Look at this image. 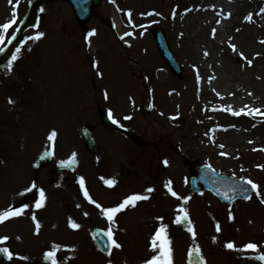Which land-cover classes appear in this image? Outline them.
<instances>
[{"label": "rangeland", "instance_id": "obj_1", "mask_svg": "<svg viewBox=\"0 0 264 264\" xmlns=\"http://www.w3.org/2000/svg\"><path fill=\"white\" fill-rule=\"evenodd\" d=\"M30 1L19 0V7L13 9L9 0H0V26L9 22L13 10L18 17L0 47L8 43ZM258 1L248 8L243 0H211V8L222 14L209 10L206 19L198 20V14L205 11L190 14L196 11L190 5L193 0H104L103 7L81 27L66 2L41 0L38 29L24 36L11 71L8 66L0 71V212L25 209L22 216L0 224V238H8L2 246L13 254L12 261L0 264H42L45 253L54 246L56 264H145L154 255L150 241L160 227L168 230L174 264H186L189 251L196 247L206 264H264L256 259L264 255V205L259 202L264 195L257 197L254 192L249 201L225 206L207 191L198 194L191 190L186 165L187 160H193L222 174L251 180L264 194V151L259 150L264 149V115L230 114L226 118L224 110L216 112L228 104L222 100L225 96L240 92L244 98L235 104L234 112L242 113L244 104L264 112V66L255 65L256 49L246 48L242 41L244 28L254 24L257 7L260 24H254L259 29L255 37L257 43L258 39L264 41V0ZM195 15L198 22L189 25ZM249 15L252 22L246 19ZM203 28L210 42L230 52L233 75L239 81L219 87V75L213 73L216 83L204 90L193 69L198 62L189 59L179 43ZM155 29L165 32L184 68L183 79L162 60L153 40ZM41 32L44 35L39 41L28 39ZM93 32L95 35L89 36ZM229 45H234L236 52ZM193 46L198 48V44ZM205 46L198 49L203 54L213 49L210 44ZM208 91L215 96L206 99ZM9 99L14 103L9 104ZM142 106L152 111L140 114ZM99 110L112 113L119 132L101 126ZM86 123L95 128V155L83 144L81 130ZM252 126H260L262 132L253 135L249 132ZM52 131L57 136L49 141ZM132 134L140 135L148 146L137 147L130 139ZM49 147L54 150V162L68 161L75 154L78 170L57 176L50 166L35 174L34 161ZM146 167L152 176L143 183L140 172ZM109 180L115 182L112 187L106 183ZM162 182L165 185L161 186ZM32 185L35 188L29 192ZM168 187L181 199L173 197ZM148 188L154 191L149 193ZM40 190L46 199L45 206L38 209ZM85 191L105 209L118 206L129 192H147L149 198L118 213L115 223L109 224L95 203L84 198ZM166 192L170 199L164 196ZM183 195L190 198L187 205ZM181 207L188 212L195 241L174 222L182 215L177 212ZM210 214L221 228L219 233L211 226ZM69 221L80 227L70 228ZM35 223L40 224L38 234ZM95 227L105 232L111 228L121 249L103 254L93 240ZM227 243L237 249L255 243L260 251H232L224 247Z\"/></svg>", "mask_w": 264, "mask_h": 264}, {"label": "snow or ice", "instance_id": "obj_2", "mask_svg": "<svg viewBox=\"0 0 264 264\" xmlns=\"http://www.w3.org/2000/svg\"><path fill=\"white\" fill-rule=\"evenodd\" d=\"M9 4L12 5L13 9H16L19 7V0H9ZM41 11H43V9H41ZM264 11V10H262ZM127 15H129V17L131 16V13H128ZM149 15H153V13H149ZM226 19L228 17H225ZM248 22H252V16L249 15L247 18ZM17 12L15 10H13L11 12V19L9 22L4 23L2 26H0V45H3L5 43V35L9 33V30L13 28V25L17 24ZM15 31H19V28L14 29ZM239 31V30H237ZM43 33H37L36 35H32L29 36L28 39L35 42V41H39L40 39L43 38ZM95 35V33H89V36H93ZM128 35H132V33H128ZM121 39H123V37H121ZM10 42V41H9ZM261 43H264V41H261ZM230 48H232L233 52H236V48L234 45H229ZM4 49L2 47H0V52H3ZM19 54H20V48L16 49L15 54L12 56L11 61L9 62L8 68L9 71H11L12 68V64L15 63V61L17 59H19ZM205 55H207V53H205ZM240 58L242 60H246V58L243 56L242 53H240ZM248 66L251 67L252 63L251 61H247ZM251 95V93H250ZM105 98L107 99V94H105ZM9 104L14 103V101H12L11 99H9L8 101ZM231 112V115L233 116H240L241 114L243 115H252L253 117L255 116H259V115H264V112H261L260 109H248L247 111H244L243 113L241 112H234L231 111V109H228ZM109 119L112 121L113 124H117V121L115 119H112V113L109 112L108 113ZM175 117H173L174 119ZM125 119H131V117H125ZM119 126V125H118ZM57 136V133L55 131H52L51 134L48 136V140L49 141H53L54 138ZM251 143V141H250ZM223 147V146H221ZM260 151H264V149H259ZM221 155H224V153H221ZM75 154L72 156V158L65 162L62 166L64 167H68L71 164L75 163ZM165 164L167 165V161H165ZM81 189H83L84 187V181L83 179L79 180ZM108 184L109 187H112L114 185V181H107L106 182ZM242 183L244 185H248L250 186L251 190L253 192H255L257 197H261L262 194L259 190V186L257 184H255L253 181L251 180H243ZM35 188V185H32L31 188L28 189V191H32V189ZM147 191L150 193L152 191H154L152 188H148ZM168 191L169 193L175 197L177 200H180L181 197H179L174 191H172L171 187H168ZM248 191V188H242L241 192L242 193H246ZM23 195V193H22ZM84 198L87 200V202L89 204H94L95 202L91 199V197L89 196V194L85 191L84 192ZM149 197L145 196V195H131L128 198H126L122 203H120L118 206L116 207H112V208H103L101 207L100 204L95 203V207L97 209H99L101 211V213L104 214L105 218L108 220L109 224H114L115 223V218L117 216L118 213H122L125 210L129 209V208H135L137 206V202L138 201H143V200H147ZM227 198V197H225ZM45 193L43 190L39 191V200L36 203V208L40 209L43 208L45 206ZM190 198H185L183 199V204L187 205L188 201ZM244 199L246 200H251L252 197L251 196H244ZM260 204L264 205V199H260ZM79 207V205L77 206ZM25 209L24 208H19V209H12L9 208L3 212H0V224H4L6 221L11 220L13 218H17L20 217L24 214ZM178 213H181L182 215H178L175 219V223L177 225H181L184 222H188V227H187V231L189 233H191L192 236V240L195 241L196 239V234L192 228L191 222L189 221V216H188V212L186 211L185 208L181 207L177 209ZM33 221H36V217L33 216L32 217ZM229 219H233V217L230 215ZM68 226L72 229H78L80 227V225L73 223L72 221H69ZM35 228L37 230V234L39 233V229H40V224L39 223H35ZM221 231V228L219 225H216V232L219 233ZM104 235L107 237V243L104 244L105 249L108 250V254L111 255V249H121V245L114 239L113 236V231L111 228H109V230L104 233ZM8 238L7 237H3L0 238V245H4L6 244ZM151 248L150 251L152 253H154V255L148 259L145 264H174L173 262V249H172V241L170 240L169 236H168V230L166 227H160L155 231V234L153 235V237L151 238ZM213 243H216V239L213 238ZM225 248L232 250V251H241V252H247V251H251V252H258L260 251V249H258V246L255 243H248L247 245L244 246L243 249H237L235 247V245L233 243H227L226 245H224ZM71 251H75V249H72ZM0 252L3 253V255L9 260L12 261L13 260V254L10 252L8 247H3L0 248ZM189 259L190 261L193 262V264H205V260L204 257L201 255V251L198 247L193 248L189 251L188 253ZM45 257L49 260L52 261V264H56V260H55V246H54V250L45 253ZM17 259H21L24 260L26 259V257H17ZM256 259L259 261L264 262V255H258L256 256Z\"/></svg>", "mask_w": 264, "mask_h": 264}, {"label": "bare ground", "instance_id": "obj_3", "mask_svg": "<svg viewBox=\"0 0 264 264\" xmlns=\"http://www.w3.org/2000/svg\"><path fill=\"white\" fill-rule=\"evenodd\" d=\"M210 1L211 0H193V2H192L193 4H190V5L192 6V9H195L196 11H193V13H190V14L198 13L200 10L209 11L211 9L210 4H209ZM243 1H244L243 3L248 8H253V6H255V4L257 2H259L258 0H255V2H254V0H243ZM258 9H259V7H257L256 12L258 11ZM187 10H190V8L188 7ZM213 11L215 13H219V11H217V10H213ZM256 14L254 17V24H260L259 16ZM198 15H199L198 20H199V19H201V17L206 19L205 18L206 15H209V14L205 12V13H201ZM195 19H196V15L190 19L188 24L195 26V24L198 22L197 19L196 20ZM254 24L244 28V35L242 37L243 38L242 41H243L246 48L247 47H249V48L254 47L256 49L257 56L253 62H255V65L263 67L264 66V44L263 43H262V45L259 44V43H261V40H259V39H258V43H257V38L255 37V31L258 32L259 29H257V27H255ZM179 43H180L181 47L183 48L185 55L187 57H189V59L196 60L198 62L195 65L196 73L198 75L199 80H202V84L205 85L204 90L209 88L208 85H212V84L216 83V81L213 77V73H215V74L217 73L219 75V77H218L219 81L216 83V85H220L219 87L224 86V85H229L230 81H233V82L239 81V79H236L235 75H233V72L235 70L232 68L233 62L231 61L232 58H231L230 52L227 51L225 46L220 48V47H217V45H215L213 41L210 42V39L207 38L205 35V29L204 28L201 29V32L196 33L193 38L191 36H189L185 40L182 39ZM193 43H195V46H197V44H198V48H195L193 46ZM205 43H206L205 47L209 48V44H210L213 48V49L209 48V51H207V50L205 51V53H207V55H205V53L203 54V52L201 50H198L199 47L203 46V44H205ZM212 50H214V52H212ZM220 57H221V59H220ZM218 60L221 61L220 66L218 65ZM242 64H245V63L242 62ZM242 64L240 63L241 69H243ZM263 72H264V70H263ZM204 75H205V77H204ZM211 82H212V84H211ZM242 82H245V80L242 79ZM224 87H226V86H224ZM208 93H206V92L204 93V96L206 97V99L213 98L211 96H215V95H212L210 91H208ZM209 95H211V96H209ZM216 97L218 98L219 95H217ZM241 98H244L241 96V92L238 95L235 94L233 97H230V96L226 97L225 96L222 100H224L225 102H228V104L226 106H222L223 109H220V108H218V109H220L221 112H222V110L225 111L226 118L231 117L230 116L231 112L228 109L230 108L231 111H233L235 104H237L239 99H241ZM216 105H220V104L217 103ZM251 105H252V103H251ZM242 108L245 109V111H247L248 109H252V108L255 109V106L250 108L248 104H244L242 106ZM217 113H215V114H217ZM245 116H248V115H245ZM222 117H224V115ZM239 129H240V127H239ZM215 131H216V129H214L211 132V134H214ZM240 132L245 134V130H241ZM249 132H251L253 135H257V134H260L262 131L260 130V126H252V127H250ZM252 134H249V135L251 137H253ZM221 135H223V134H221ZM148 170H149V168L146 167L143 170V172L142 171L140 172L141 173L140 175L142 176V179H143V183L147 182L146 178H149L152 176L151 175L152 173H150ZM209 180H211V179H209ZM163 185H165L164 182L161 183V186H163ZM147 192H144V194L146 195ZM164 196L166 198L170 199L167 192L164 194ZM185 196L186 195H183L182 197L185 199Z\"/></svg>", "mask_w": 264, "mask_h": 264}, {"label": "water", "instance_id": "obj_4", "mask_svg": "<svg viewBox=\"0 0 264 264\" xmlns=\"http://www.w3.org/2000/svg\"><path fill=\"white\" fill-rule=\"evenodd\" d=\"M78 5L80 6V13H79V17L83 20H85L86 18H88L91 13H92V9L94 6H96L95 3H92L94 0H76ZM78 13V12H77ZM162 46H165V45H162ZM96 235L98 238L97 239V242H99V244L101 246L104 247V244H106L108 241H107V237L102 233V232H97L96 231ZM191 264H193V262L191 261Z\"/></svg>", "mask_w": 264, "mask_h": 264}]
</instances>
